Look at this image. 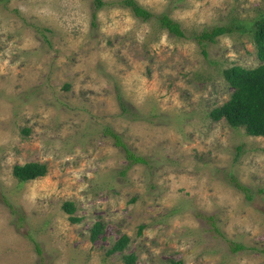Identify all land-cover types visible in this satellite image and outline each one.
<instances>
[{"label":"rangeland","instance_id":"obj_1","mask_svg":"<svg viewBox=\"0 0 264 264\" xmlns=\"http://www.w3.org/2000/svg\"><path fill=\"white\" fill-rule=\"evenodd\" d=\"M102 1H0V264H264V137L209 114L223 70L260 63L264 0H136L184 38ZM216 25L238 28L193 37Z\"/></svg>","mask_w":264,"mask_h":264},{"label":"trees","instance_id":"obj_2","mask_svg":"<svg viewBox=\"0 0 264 264\" xmlns=\"http://www.w3.org/2000/svg\"><path fill=\"white\" fill-rule=\"evenodd\" d=\"M95 2L98 6L104 4L102 0H95ZM112 2L128 8L135 17L140 18L142 21L155 19L160 27L165 29L170 35L180 38L186 37L179 22L170 18L167 14L157 15L141 6L136 0H116ZM233 28H238V25L234 27L233 25H216L204 29L193 37L201 44L203 40L214 41L217 36L231 32ZM253 42L260 63L257 66L248 68L237 64L226 67L223 70V77L226 84L232 88V91L228 99L221 105L211 109L209 114L212 119H224L233 127L243 126L247 134L264 137V12L255 21ZM121 107L123 110L127 109L123 104H121ZM107 133L114 138L115 144L124 147L125 157L128 159L129 164L146 162L141 155L134 154L126 147L119 135L111 130H107ZM47 170L48 167L45 162L27 161L22 164H14L12 167V175L20 181H28L44 176ZM236 186L245 193L249 192V189L240 183H236ZM62 207L69 214H72L75 210L72 201H65ZM70 220H79V217L71 216ZM101 227L100 222H95L92 225L90 229L91 240L95 239L101 231ZM127 238L126 235H123L116 240L108 249L107 253L110 254L117 250H122ZM243 247L240 243L232 244V249L235 251ZM123 261L124 264H134V253L124 255ZM171 264H182V262L172 261Z\"/></svg>","mask_w":264,"mask_h":264}]
</instances>
